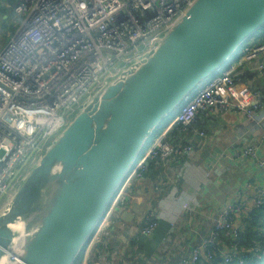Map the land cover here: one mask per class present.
I'll use <instances>...</instances> for the list:
<instances>
[{"label":"built area","instance_id":"built-area-1","mask_svg":"<svg viewBox=\"0 0 264 264\" xmlns=\"http://www.w3.org/2000/svg\"><path fill=\"white\" fill-rule=\"evenodd\" d=\"M194 1L15 0L12 12L22 19L0 47V215L50 142L98 91L154 49ZM247 42L185 98L160 134L149 139L91 236L82 264H113L115 255L106 259L108 255L101 253L94 262L90 251L96 245L107 246L110 228H125L121 216L129 208L134 185L144 181L150 163H168L184 155L190 158L192 148L185 139L182 149L167 142L172 132L187 134L193 130L198 114L207 116L212 110L242 116L253 128L264 122L258 92L237 87L240 72L235 56L257 59L264 55V41ZM256 72L264 78V62L259 63ZM234 155L251 160L260 170V191L253 197L245 192L239 194L224 206L205 237L198 238L191 254L180 258L181 264H200L201 257L206 261L221 258L224 264H245L246 257L239 254L235 244L228 246L233 253L223 250L213 256L210 252L222 244L220 234L237 237L239 221L234 217L246 216L253 208L264 205V162L252 146H245ZM195 207L193 196L181 204L183 212H193ZM155 218L147 212L143 219L146 225L138 234L151 240L157 226ZM173 224L170 223L172 229ZM187 236H192L191 231ZM186 238L189 242L191 237ZM259 253L257 250L252 257Z\"/></svg>","mask_w":264,"mask_h":264},{"label":"water","instance_id":"water-1","mask_svg":"<svg viewBox=\"0 0 264 264\" xmlns=\"http://www.w3.org/2000/svg\"><path fill=\"white\" fill-rule=\"evenodd\" d=\"M263 28L264 0H195L25 176L0 215V261L74 264L162 122Z\"/></svg>","mask_w":264,"mask_h":264},{"label":"crops","instance_id":"crops-1","mask_svg":"<svg viewBox=\"0 0 264 264\" xmlns=\"http://www.w3.org/2000/svg\"><path fill=\"white\" fill-rule=\"evenodd\" d=\"M235 61L239 63L237 71L240 72L237 87L248 88L250 93L257 91L264 109V78L256 72L259 63L264 62V55L257 59L235 56ZM195 123L193 130L183 135L185 143L192 148L190 158L184 155L167 165L154 164L144 181L134 185L129 208L123 211L128 215L127 220L121 219L125 228H110L115 230V238L110 234L109 237L123 242L125 250L132 237L140 232L147 212L160 219L161 226L150 246L157 255L153 254L147 264H159L161 258L165 263L177 264L181 255L207 234L224 206L239 194L245 192L253 197L260 191L263 180L260 170L251 160L234 154L245 146H252L259 160L264 162V122L253 128L242 116L212 110ZM176 146L182 149L184 144L180 142ZM190 196L194 197L196 207L193 212H183L181 204ZM150 198H153L152 204ZM171 222L174 227L168 229ZM165 231L169 234L165 237L167 242L163 243ZM190 231L192 236H187ZM186 237H191V245ZM137 256L140 260L145 258L143 254ZM131 261L130 255L125 264ZM112 262L116 263V257H112Z\"/></svg>","mask_w":264,"mask_h":264},{"label":"trees","instance_id":"trees-1","mask_svg":"<svg viewBox=\"0 0 264 264\" xmlns=\"http://www.w3.org/2000/svg\"><path fill=\"white\" fill-rule=\"evenodd\" d=\"M5 3L8 4V6L10 8H8L10 11L12 10V5L15 2V0H3ZM253 41V44H259L262 43L264 41V28L262 30H260L258 33H256L246 44H249V42ZM241 56V54H238L236 57ZM244 56V55H242ZM177 113V110H175L172 114H170L166 120H164L162 122V124L160 125V127L156 130L155 134L157 135L159 133L160 130H162L163 128H165L171 121L172 119L175 117ZM206 116V115H205ZM202 117H204V115L198 114L197 118L195 121H197L198 119H202ZM195 122L193 123V127H195ZM183 133L179 132L178 130L172 132L169 137L167 142L172 145L173 147L176 146V143H183V139H185V137H183ZM183 137V139H182ZM182 139V140H181ZM175 141V144H174ZM173 160H175V158H173L170 162L168 163H160V162H152L148 165V169L146 170V173L144 175H147V173H149L150 169L153 167L154 164H163V165H167L169 163H171ZM153 198L149 200V202L152 204ZM155 202V201H154ZM155 223H156V229L154 231V234L151 238V240L144 238L143 236H141L140 234H136L134 237H132V239L129 241L128 245L126 246V249L124 251H122V248L124 247L123 242L118 241L117 239L115 240V230H108L107 232L110 234V236H114L113 237H109L108 238V243L107 246L104 247L102 245H96L95 247L92 248V250L90 251V256L93 258L92 260L94 262H96V257L98 255H100L101 253H106L108 255V258H110L109 256H111L112 254L115 255L114 258L116 257V263L115 264H125V260L126 258H128L130 255L132 256V261L129 264H147L148 262L152 261V255H157L156 253H154L155 248L152 249L150 246L153 245L154 243V236H155V232L159 229V227L161 226V220L158 218H155ZM234 220H238L239 224L236 226V235L237 237L235 238L233 235H230L229 237H224L222 234L219 235V237L221 238L222 244L218 245L217 251L214 249H210V252L212 253L213 256L218 255L219 252H222L224 250V253L229 252V253H233V249H230L228 246L230 244H235V248L238 249V252L240 255L245 256L246 260L244 261L245 264H264V255L260 256V260L258 261L256 257H252L254 255V253L259 250L260 252L264 251L262 250L264 248V229L261 230H252L255 227L257 228H261V226L264 227V205L258 208H253L252 211L247 214L246 216H239V217H234ZM146 225V222L143 220L142 223L140 224L139 229H142L144 226ZM171 229V226H168V229ZM238 233V234H237ZM169 234L168 231L164 232V236L162 237V239L167 236ZM205 237V236H204ZM234 239H236L235 241H233ZM87 248V244L85 245V247L83 248V250L81 251L80 255L78 256L77 260L75 261L74 264H82V260H83V256H84V252ZM194 247H190L188 250L189 251H185L186 253H184L183 255H181V259L185 258L188 256V254H191L192 249ZM123 252V253H121ZM137 254H143L145 255V258L141 259L143 260V262L139 259V257L137 256ZM162 255V254H161ZM136 256V257H134ZM152 256V257H151ZM152 258V259H151ZM202 259H200V264H224L221 260V258H216L213 261H206L205 258L201 257ZM180 259V260H181ZM177 263V264H181V262ZM173 264L172 262H168L165 263L163 262L162 258H161V262H159V264ZM233 264H238V263H233Z\"/></svg>","mask_w":264,"mask_h":264},{"label":"rangeland","instance_id":"rangeland-1","mask_svg":"<svg viewBox=\"0 0 264 264\" xmlns=\"http://www.w3.org/2000/svg\"><path fill=\"white\" fill-rule=\"evenodd\" d=\"M8 8H10L8 5L6 6V3L0 0V47L3 46L13 35L14 30L17 28V24L20 22L22 17H16L15 14L10 11ZM163 131L160 130L159 134ZM52 141L48 145V148H50L53 143ZM264 229L263 226L261 228H257L254 226L252 230H261Z\"/></svg>","mask_w":264,"mask_h":264},{"label":"bare ground","instance_id":"bare-ground-1","mask_svg":"<svg viewBox=\"0 0 264 264\" xmlns=\"http://www.w3.org/2000/svg\"><path fill=\"white\" fill-rule=\"evenodd\" d=\"M22 228H23V226H14L11 229V231H14L17 234L20 230H22ZM13 244H14V251L18 252L19 248H21L22 241L15 240ZM15 263H16L15 261L10 262V261H7L5 259H2L0 261V264H15Z\"/></svg>","mask_w":264,"mask_h":264},{"label":"clouds","instance_id":"clouds-1","mask_svg":"<svg viewBox=\"0 0 264 264\" xmlns=\"http://www.w3.org/2000/svg\"><path fill=\"white\" fill-rule=\"evenodd\" d=\"M261 255H264V251L260 252V253L257 255L256 258H257L258 261L260 260V256H261Z\"/></svg>","mask_w":264,"mask_h":264}]
</instances>
